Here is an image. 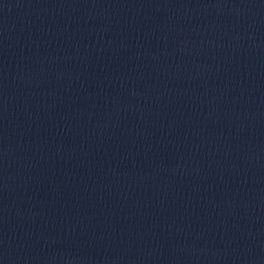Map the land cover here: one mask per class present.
I'll list each match as a JSON object with an SVG mask.
<instances>
[{"label":"water","instance_id":"95a60500","mask_svg":"<svg viewBox=\"0 0 264 264\" xmlns=\"http://www.w3.org/2000/svg\"><path fill=\"white\" fill-rule=\"evenodd\" d=\"M0 264H264V0H0Z\"/></svg>","mask_w":264,"mask_h":264}]
</instances>
